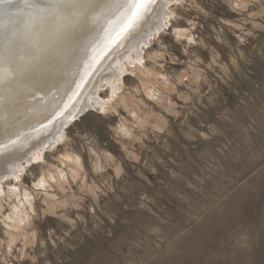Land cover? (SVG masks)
<instances>
[{
    "label": "rangeland",
    "instance_id": "1",
    "mask_svg": "<svg viewBox=\"0 0 264 264\" xmlns=\"http://www.w3.org/2000/svg\"><path fill=\"white\" fill-rule=\"evenodd\" d=\"M167 9L88 79L127 56L113 90L0 173V264H264V0Z\"/></svg>",
    "mask_w": 264,
    "mask_h": 264
},
{
    "label": "bare ground",
    "instance_id": "2",
    "mask_svg": "<svg viewBox=\"0 0 264 264\" xmlns=\"http://www.w3.org/2000/svg\"><path fill=\"white\" fill-rule=\"evenodd\" d=\"M170 2L14 0L9 4L0 0V173L14 174L26 143L33 140L30 144L37 148L42 142L53 147L60 141L61 127L94 96L89 90L96 82L88 79L108 57L109 47L148 19L145 28L122 48L124 55L131 48L129 57L137 59L140 44L168 20ZM124 58H118L122 65ZM115 61L107 68L110 73L104 74L116 81L126 64L121 68V64L113 65ZM105 75L99 76L95 87L103 79L113 90L114 83ZM42 126L47 127L25 137L26 131ZM13 209L19 212L18 206Z\"/></svg>",
    "mask_w": 264,
    "mask_h": 264
},
{
    "label": "snow or ice",
    "instance_id": "3",
    "mask_svg": "<svg viewBox=\"0 0 264 264\" xmlns=\"http://www.w3.org/2000/svg\"><path fill=\"white\" fill-rule=\"evenodd\" d=\"M6 2L9 4H12V3H14V0H6ZM25 2H26V0H25ZM147 2H149V0H139L140 4L147 3Z\"/></svg>",
    "mask_w": 264,
    "mask_h": 264
}]
</instances>
